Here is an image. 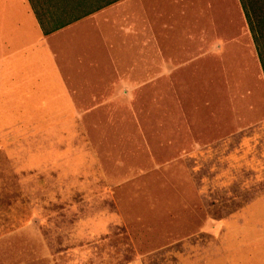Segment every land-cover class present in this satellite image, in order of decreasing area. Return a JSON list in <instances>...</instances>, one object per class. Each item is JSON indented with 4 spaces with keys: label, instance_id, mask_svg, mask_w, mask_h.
I'll use <instances>...</instances> for the list:
<instances>
[{
    "label": "rangeland",
    "instance_id": "1",
    "mask_svg": "<svg viewBox=\"0 0 264 264\" xmlns=\"http://www.w3.org/2000/svg\"><path fill=\"white\" fill-rule=\"evenodd\" d=\"M103 13L71 42L96 52H61L72 100L49 61L0 99V264H264V71L241 0Z\"/></svg>",
    "mask_w": 264,
    "mask_h": 264
},
{
    "label": "crops",
    "instance_id": "2",
    "mask_svg": "<svg viewBox=\"0 0 264 264\" xmlns=\"http://www.w3.org/2000/svg\"><path fill=\"white\" fill-rule=\"evenodd\" d=\"M112 7L113 5L106 7L51 34H45L31 0H0V99L15 101L23 97V90H27V94L31 93L29 87L23 86L31 80L23 76L24 69L45 67L49 61L52 69L55 68L59 84L64 86L72 100L74 91L67 80L61 52H65V57L70 50L79 54L96 52L99 40L94 34L89 33L85 39L88 43H81L80 48L71 44L75 39L73 36L84 30L97 31L103 12ZM61 43L62 46H59ZM24 73L34 77L30 71ZM126 264L142 263L134 260Z\"/></svg>",
    "mask_w": 264,
    "mask_h": 264
},
{
    "label": "trees",
    "instance_id": "3",
    "mask_svg": "<svg viewBox=\"0 0 264 264\" xmlns=\"http://www.w3.org/2000/svg\"><path fill=\"white\" fill-rule=\"evenodd\" d=\"M123 0H31L45 34H51ZM264 71V0H241Z\"/></svg>",
    "mask_w": 264,
    "mask_h": 264
}]
</instances>
